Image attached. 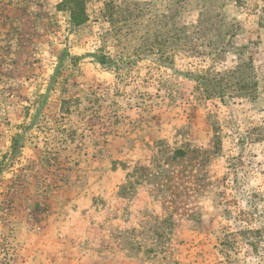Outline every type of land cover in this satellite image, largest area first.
<instances>
[{
	"label": "rangeland",
	"instance_id": "374dc122",
	"mask_svg": "<svg viewBox=\"0 0 264 264\" xmlns=\"http://www.w3.org/2000/svg\"><path fill=\"white\" fill-rule=\"evenodd\" d=\"M60 2L0 0V264H264V2Z\"/></svg>",
	"mask_w": 264,
	"mask_h": 264
},
{
	"label": "trees",
	"instance_id": "16d2710c",
	"mask_svg": "<svg viewBox=\"0 0 264 264\" xmlns=\"http://www.w3.org/2000/svg\"><path fill=\"white\" fill-rule=\"evenodd\" d=\"M261 1L264 2V0H261ZM236 2H238V0H235V3ZM58 7L59 8L61 7L69 11L71 23L74 24L75 26H79L87 21V15L85 12V0H61ZM262 11L264 13V7ZM209 81L218 82V80H212V79ZM205 84L207 85L208 83L205 82ZM225 85L227 86L226 80H225ZM238 85H239V82H238ZM239 87L240 89H244V86L240 85ZM242 234H244L245 236H248L249 238L252 237L250 238L251 239L250 242L252 243L251 245L254 246L253 239L255 238V236L260 234V230L246 229L242 232Z\"/></svg>",
	"mask_w": 264,
	"mask_h": 264
}]
</instances>
